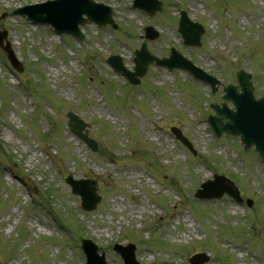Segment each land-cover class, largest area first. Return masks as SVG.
I'll return each instance as SVG.
<instances>
[{
  "label": "rangeland",
  "instance_id": "rangeland-1",
  "mask_svg": "<svg viewBox=\"0 0 264 264\" xmlns=\"http://www.w3.org/2000/svg\"><path fill=\"white\" fill-rule=\"evenodd\" d=\"M42 1L0 0V31L23 66H10L0 48V263L81 264L88 238L106 264H122L113 245L130 241L142 264H190L196 252L208 254L204 264H264V163L209 128L221 88L153 64L132 85L106 61L119 54L132 70L141 42L159 57L174 46L223 83L249 72L262 95L264 0H163L151 16L132 0H96L112 7L117 26L86 22L82 40L12 13ZM182 9L205 28L199 46L182 42ZM146 25L155 39L144 38ZM68 111L89 123L95 151L68 130ZM214 173L231 178L243 202L196 199ZM69 174L96 181L93 210L82 209Z\"/></svg>",
  "mask_w": 264,
  "mask_h": 264
},
{
  "label": "water",
  "instance_id": "water-1",
  "mask_svg": "<svg viewBox=\"0 0 264 264\" xmlns=\"http://www.w3.org/2000/svg\"><path fill=\"white\" fill-rule=\"evenodd\" d=\"M135 5L142 7L149 13H153L160 9V2L158 0H135ZM14 12L27 15L33 22L51 24L59 33L68 32L79 38H82V34L78 27L80 23L82 24L88 20H94L99 25L107 22L113 24L111 20V9L102 4L94 3L92 0H52L46 3L27 5L16 9ZM83 13L87 15L86 18L82 17ZM179 30L184 37L185 43L199 44L200 34L203 29L197 24L189 22L185 18L184 13H182ZM146 34L150 38L156 36V33L151 32V29H147ZM2 37L3 35L0 36V45H2ZM144 48L145 45H142V48L136 52V65L133 72L125 70L117 56L111 57L109 62L116 70L122 71L131 82L135 83L138 81L135 77L142 75L148 63L155 59L153 56L146 53ZM3 49L7 52L12 64L17 65V61L14 59L9 47L3 46ZM155 61L157 64L168 65L169 67H185L198 78L209 80L213 83L211 77H208L202 71L193 67L189 62L177 56L174 51L169 59H155ZM238 76L243 80L245 75L239 73ZM241 88L243 90L241 94L235 92L236 87L228 86L225 88L226 93L223 95V98L231 99L235 104L236 110L229 109L225 102L221 104V107L214 104L213 107L216 110L217 117H210V122L217 134L225 131L233 135H239L245 148H249L252 144H255L256 150L259 151L264 160V97L258 100L253 98L246 78L241 81ZM67 116L69 118L68 124L71 131L94 149L95 143L83 132L86 123L73 113H68ZM176 134L179 135L177 131ZM67 181L70 183L72 191L81 196L84 208L91 209L95 206L99 198L96 196L95 188L92 186L93 181H74L70 177L67 178ZM216 183H218L219 189L215 188ZM223 191H227L235 198L239 199L237 189L233 187L230 181L222 177H217L215 181H208L203 185V189L197 191V195L201 197H210L213 195H220ZM84 246L87 250L90 249V261L92 263L95 258V247L87 241L84 242ZM122 255L125 258L126 264H133V251L131 248H128V250L125 248V252L122 250ZM205 259L206 257L196 255L191 260L193 264H202Z\"/></svg>",
  "mask_w": 264,
  "mask_h": 264
},
{
  "label": "bare ground",
  "instance_id": "bare-ground-1",
  "mask_svg": "<svg viewBox=\"0 0 264 264\" xmlns=\"http://www.w3.org/2000/svg\"><path fill=\"white\" fill-rule=\"evenodd\" d=\"M185 219H186V218H185ZM188 225H192V223L189 222Z\"/></svg>",
  "mask_w": 264,
  "mask_h": 264
}]
</instances>
